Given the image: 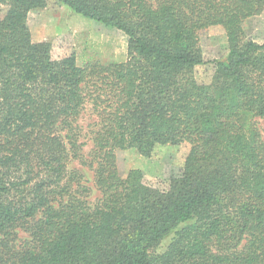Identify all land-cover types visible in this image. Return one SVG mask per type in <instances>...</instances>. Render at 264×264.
<instances>
[{"label": "trees", "instance_id": "trees-1", "mask_svg": "<svg viewBox=\"0 0 264 264\" xmlns=\"http://www.w3.org/2000/svg\"><path fill=\"white\" fill-rule=\"evenodd\" d=\"M51 1L122 31L126 59L79 65L72 46L32 40L28 13ZM0 7V264H264V43L243 28L264 0ZM215 26L228 52L201 82L199 33ZM182 143L179 175L118 172L116 150ZM69 159L92 170L94 199Z\"/></svg>", "mask_w": 264, "mask_h": 264}, {"label": "rangeland", "instance_id": "rangeland-1", "mask_svg": "<svg viewBox=\"0 0 264 264\" xmlns=\"http://www.w3.org/2000/svg\"><path fill=\"white\" fill-rule=\"evenodd\" d=\"M51 5L35 8L28 13L27 24L34 41H51L56 51L58 45L72 46L76 61L79 65L86 61L98 60L103 63L119 62L126 59L127 36L120 30L106 26L74 12L66 5H59L51 1ZM2 9V7H0ZM247 39L264 43V11L260 19L243 27ZM203 63L194 67L195 77L206 82L210 80L214 64L210 61L224 58L228 52L224 32L220 27L202 29L199 33ZM89 105L83 111L78 123L83 127L91 120ZM258 126L264 135V117L259 118ZM86 140L84 152L91 147ZM190 146L186 143L177 145H156L148 156L141 155L135 148L116 150V164L118 172L125 175L129 170L139 169L146 181L154 183L181 173ZM69 168H78L83 174L85 183L92 188L88 197L94 199L98 192L93 188V172L76 160L69 159ZM20 240L27 237V233L19 231ZM169 237L161 240L152 250L161 251ZM19 240V241H20Z\"/></svg>", "mask_w": 264, "mask_h": 264}, {"label": "crops", "instance_id": "crops-1", "mask_svg": "<svg viewBox=\"0 0 264 264\" xmlns=\"http://www.w3.org/2000/svg\"><path fill=\"white\" fill-rule=\"evenodd\" d=\"M261 17V14L260 15H256V16H252V17H249L248 19H246L243 23V27H248V25L250 23H253L256 19H260Z\"/></svg>", "mask_w": 264, "mask_h": 264}]
</instances>
